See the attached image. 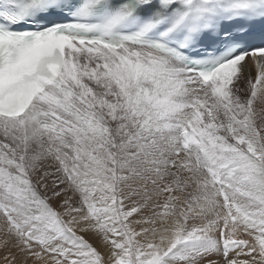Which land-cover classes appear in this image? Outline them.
<instances>
[{"label": "snow or ice", "instance_id": "obj_1", "mask_svg": "<svg viewBox=\"0 0 264 264\" xmlns=\"http://www.w3.org/2000/svg\"><path fill=\"white\" fill-rule=\"evenodd\" d=\"M0 264H264V0H0Z\"/></svg>", "mask_w": 264, "mask_h": 264}]
</instances>
